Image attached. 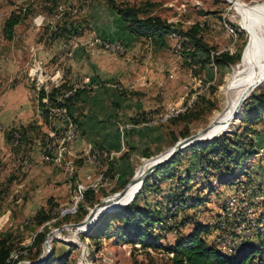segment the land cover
<instances>
[{
  "label": "rangeland",
  "instance_id": "374dc122",
  "mask_svg": "<svg viewBox=\"0 0 264 264\" xmlns=\"http://www.w3.org/2000/svg\"><path fill=\"white\" fill-rule=\"evenodd\" d=\"M116 1L141 6L147 10V14L160 16L181 29L198 24L204 40L217 52L235 53L242 49L241 54L243 53L242 60L229 67L217 69L208 65L198 68L187 61L182 39L177 34L167 37V47L151 53L150 60L158 57L161 59V75L164 78L174 77V104H164L161 109L148 112H166L171 108L175 110L191 101L183 119L174 118V122L170 119L158 124L162 127L163 144L166 146L152 155L155 157L170 148L172 141L183 138L182 131L187 130L188 135L194 134L217 119L234 102V95L242 85L231 90L233 77L243 69L250 38L243 24L246 17L253 18L251 8L264 4V0ZM12 12L25 13L26 16L14 27L12 38L8 39L3 32V25ZM123 25L107 0H0V240L11 250L9 264H15L14 260L17 263H31L46 255L45 238L41 240L36 237L44 225L46 235L62 227L49 238L50 247L51 254L54 253L56 258L64 257L67 264H170L173 254L166 250L142 249L139 245L115 242L111 235V232L114 234V229L110 230V235L91 240L80 235L89 228L76 235L75 230L64 227L82 221L86 216L84 210L88 213L93 206H88L90 202L84 198L75 214L61 216L59 213L60 208L69 203L77 182L76 170L80 165L72 157L68 159L72 161V169L69 165L65 166L64 161L60 165H52L58 152L59 138L63 135V124L59 118L54 117L51 119L53 126H46L38 123L41 119L36 121L33 114L19 117L14 113L15 100L20 102L26 96L33 100L36 87L46 83L48 76H53L56 69H60L61 79L65 82V78L69 76L66 58L75 47H83L89 51V42L98 37L107 41H120L126 51L123 54H113L94 45V54H127L129 44L121 36L122 39L119 38L118 32L119 28H124ZM239 30L245 33V44L238 36ZM137 41L140 43L136 44L142 47L149 44L145 39ZM136 61L129 66L126 76L129 79L132 78L130 75L139 76L137 78L141 80L145 76L142 74L143 63L140 65L141 60ZM151 66L153 67L148 65V69ZM68 80L69 85L74 87L83 79L80 81L76 77ZM262 92L264 83L251 94ZM249 96L239 111V117L226 129L231 131L219 134L233 136L236 133L243 141L249 136L254 141L256 153L241 161L242 169L235 170L229 165L230 172L237 178L235 184L219 185V178L225 173V169L211 171L210 167L208 176L204 177L197 166V158L189 154L172 170V179L164 180L146 193L151 204L158 207L161 205L162 216L168 218L164 225L177 226L172 232L169 229L163 232L155 228V234L161 232L163 235V243L174 242L186 233L190 229L189 225L181 227L180 221L183 216H194L195 221L209 224L212 228L203 236L206 243L216 245L226 254L236 253L244 243L261 244L264 247V115L261 122L252 126L255 129V133H252L243 121V109L247 106V101H251ZM25 113L20 112V115ZM15 130L22 132L17 143L13 142L12 137ZM80 135L79 133L76 139ZM152 157L135 158L132 175L154 160ZM64 172V177L59 178V173ZM186 175L194 177L187 193L189 203L193 196L202 197L206 194L208 201L169 216L166 213L169 203L163 204L162 196L168 190L179 189V178L183 179ZM105 177L107 178L106 174ZM206 185L214 187L216 192L208 195ZM111 194L113 192L95 197L96 203ZM41 209L50 216L42 225L34 218ZM262 258H254L251 264H264V257ZM55 264L59 262L56 261Z\"/></svg>",
  "mask_w": 264,
  "mask_h": 264
},
{
  "label": "trees",
  "instance_id": "16d2710c",
  "mask_svg": "<svg viewBox=\"0 0 264 264\" xmlns=\"http://www.w3.org/2000/svg\"><path fill=\"white\" fill-rule=\"evenodd\" d=\"M54 1L56 2L57 0ZM107 3L116 12L121 22H123L124 29L132 34L135 39H145L153 46L163 48L167 47V37L173 34L180 36L187 61L198 68L212 65L217 69H221L242 60V49H239L235 53H230L229 51L217 52L204 40L198 24H192L187 29H181L160 16L147 14V10L141 6L130 3H119L116 0H107ZM25 16V13H10L3 25V32L6 38H12L14 27ZM238 36L245 44L246 38L243 30L238 31ZM65 88H68V86L63 82L60 88H54L47 94H45L44 90L37 92V105L41 117L44 120L43 122L49 126H52L51 120H49V109L42 99L47 96L52 103L51 105H56V96ZM249 99L251 101H247V106L243 109V121L247 123L248 127L253 131L252 133H255V129L252 126L261 122L264 115V92L258 94L252 93ZM70 100L71 98L67 99L64 105L67 106L70 118L76 123V119L69 111ZM184 114H178L174 118L177 120L183 119ZM174 118L172 119L173 122ZM182 132V136L184 137L189 134L187 130ZM175 142L173 141L172 144ZM255 153L253 138L249 136V138L243 141L236 133L233 136L224 134L209 141L205 140L188 145L176 152L169 161L159 165L145 178L139 192L124 208L103 213L84 234L80 235L94 240L110 235V230L114 229V234L111 232V235H113L115 242L137 244L142 249L166 250L173 254L170 258V264H251L254 258L261 257L263 259L264 247L261 244L244 243L236 253L226 254L216 247V245L206 243L203 236L207 235L212 228L209 224L195 221L194 216H183L180 221L181 227L189 225L190 229L186 233L180 235L174 242L163 243V235H161V232L158 235L155 234V228L163 232L169 229V232H172L174 227L177 226L174 224L164 225L166 223L165 220L168 218L164 215L162 216L161 209L151 208L146 203L145 195L146 192H150V189L158 187V184L164 180L172 179V170L189 154L197 158V166H199V170L204 177L208 176V168L210 167L211 171L225 169V173L219 178V185L223 186L230 183L235 184V180L237 179L230 172L231 168L229 165L231 164L235 170H240L243 168L241 161L247 160ZM145 157H150V155H146ZM179 180V189L171 190L162 196L161 202L163 204H172V209H167L166 211L169 216H175L180 210L184 211L195 208L203 202L208 201L206 194L202 197L193 196L189 203L187 193L190 190L189 185L194 180V177L186 175L183 179L180 177ZM125 184L126 182L112 192L121 190ZM205 190H207L208 195L216 192V189L211 185H206ZM84 198L90 202L88 206H93L96 203L92 190H87ZM86 214L87 210H84V216ZM34 218L42 225L50 219V216L41 209L37 211ZM113 223H116V226H113ZM46 232V225H44L43 230L38 232L36 237L42 240L45 238ZM10 251L9 246H6L0 240V264H9ZM56 261L59 264H67L64 257L56 258L54 253L43 264H55ZM14 262L17 264V260H14Z\"/></svg>",
  "mask_w": 264,
  "mask_h": 264
},
{
  "label": "crops",
  "instance_id": "0c3cea01",
  "mask_svg": "<svg viewBox=\"0 0 264 264\" xmlns=\"http://www.w3.org/2000/svg\"><path fill=\"white\" fill-rule=\"evenodd\" d=\"M118 32L119 38L122 37L123 41L129 44L127 54L113 56L98 52L91 55L88 49L75 47L72 54L66 58L69 69V76L65 78L66 85L72 87L68 79L73 80L76 77L80 81L89 78V83L82 80L75 84L78 93L75 92L69 101V111L76 119L75 124L81 135L75 141L66 144V150L60 159L57 161L53 159L55 162L52 165H60V162L64 161L65 166L73 168L72 161L68 160L72 157L80 164L76 170L77 182H86L89 176L94 178L104 170L103 182L96 190H92L95 197L105 196L127 183L132 176L135 158L152 156L165 149L162 127L145 125L142 114L149 110L161 109L164 104H174V77L164 78L161 75L163 65L159 57L150 60L151 53L159 48L149 41L144 47L136 44L138 39L136 40L124 28H119ZM136 60H141L140 65L143 63L142 74L145 76L143 75L141 80L137 78L139 76L130 75L132 77L130 79L126 76L129 66L137 62ZM148 65H153L152 69H148ZM15 102L14 113L17 116L28 117L33 114L36 121L41 119L38 123L49 126L41 117L37 93L33 95V100L26 96L21 98L20 102L18 100ZM20 112L26 113L20 115ZM125 124H130V127L122 129ZM86 152L98 154L99 163L96 166L85 161ZM64 174L65 172L59 173L62 176L58 177L63 178ZM104 186L106 188H103ZM146 203L151 208H162L161 205L158 207L151 204L147 196Z\"/></svg>",
  "mask_w": 264,
  "mask_h": 264
},
{
  "label": "built area",
  "instance_id": "2783aa9c",
  "mask_svg": "<svg viewBox=\"0 0 264 264\" xmlns=\"http://www.w3.org/2000/svg\"><path fill=\"white\" fill-rule=\"evenodd\" d=\"M94 45H99L103 51L110 52L113 54H123L126 51V48L120 41H107L98 37H95L89 42L90 54H94L95 48ZM49 79V80H48ZM46 83H42L36 87V93L40 90H44L45 94L50 92L52 89L60 88L63 84L61 79V71L60 69H56L53 73V76H48L46 79ZM84 83L89 82V78H85L83 80ZM76 92V86L68 87L60 91V93L56 96V105H51L52 103L49 101L48 97L45 96L42 101L48 106L49 109V120L54 119V117L59 118L63 124V135L59 138L58 144V154L54 157V160H59L62 153L66 150V144L74 141L80 131L77 125L70 118L67 110V106L64 105V102L71 98ZM190 102H187L184 106H180L175 109L171 108L166 112H147L142 115L144 117L143 123L145 125H158L167 122L170 119H173L178 114L186 112L190 107ZM130 127V124H125L122 126V129ZM22 136V132L19 130H15L13 132V142L17 143ZM46 159H49L47 156ZM85 161L93 166H96L98 162V154L86 152L84 155ZM72 169V167H70ZM106 170V168H105ZM104 180V170H101L99 174H97L94 178L89 176L86 182H76L74 188L72 189L71 197L69 203L60 208V215H73L77 212L80 203L84 199L85 192L87 190H96L98 186ZM168 208L172 209V204H168Z\"/></svg>",
  "mask_w": 264,
  "mask_h": 264
},
{
  "label": "bare ground",
  "instance_id": "6f19581e",
  "mask_svg": "<svg viewBox=\"0 0 264 264\" xmlns=\"http://www.w3.org/2000/svg\"><path fill=\"white\" fill-rule=\"evenodd\" d=\"M250 13L253 15V18L246 17L243 24L244 29L250 35L248 47L246 49V57L244 59V66L242 71L236 73L233 77V88L230 89L233 90L235 87H237V85H242V87L240 91L234 95V102L223 110L222 114L216 119V122L214 123L212 128L206 133L207 135H219L223 130H225L223 132L225 133L229 125L239 117V111L247 97L260 84L264 83V81L260 80L264 76V4L252 7ZM233 114L234 116L232 117ZM158 156L152 158L156 160ZM154 160L150 161L138 173L136 172V176H140ZM141 185L140 181L135 182L128 188V191L123 198H121L118 202L114 204L105 205L103 208L115 205L117 203L120 205L126 203L137 191L139 192ZM106 212L110 211H102L98 215L96 220L100 218L103 213ZM77 228L80 227H74L71 229L76 231ZM85 229L81 227V229L79 230L80 232H82V230ZM55 233L58 232L52 233L49 238ZM45 251L47 253V250Z\"/></svg>",
  "mask_w": 264,
  "mask_h": 264
},
{
  "label": "water",
  "instance_id": "95a60500",
  "mask_svg": "<svg viewBox=\"0 0 264 264\" xmlns=\"http://www.w3.org/2000/svg\"><path fill=\"white\" fill-rule=\"evenodd\" d=\"M226 1L231 2L232 0H226ZM260 80L264 81V76ZM233 116H234V114L232 115V117ZM215 122H216V119H213L211 122H209V124L207 126L202 128L201 130L195 132L194 134L185 136V137L177 140L170 148H168L161 155H159L157 157V159L154 160L140 176H136V173H134L121 190L114 192L113 194H111L109 196H106L103 200L94 204L93 207L89 209V212L86 214V216L84 217V219L82 221H80L78 223L68 224V225H65L64 227H69V228L80 227V228H77L75 231V233L77 235L79 233H82L79 230V229H81V227H83V229H85V228L88 229L93 224V222L96 220V218L98 217V215L102 211H113V210H119V209L124 208L131 201V199L136 196L138 191L130 198L129 201H127L126 203H124L122 205L117 203V204L111 205L109 207H105V208H103V207L105 205H110V204H114V203L118 202L121 198H123L126 195L128 188L131 185H133L135 182L140 181V185H141L145 178H147L159 165L169 161L175 155L176 152L184 149L188 145H191V144H194L197 142H202L205 140H211V139L219 136V135H214V134H211V135L206 134L212 128V126L214 125ZM227 131L229 132L231 130L228 129ZM223 132H224V130L222 131V133ZM150 157H152V156H150ZM61 229H62V227L57 228L53 231H50L45 236L44 245L46 246V250H47V253L45 256H43L42 258H40L34 262H31V263L20 262L17 264H43L45 262V260L51 255L49 236L54 231H60Z\"/></svg>",
  "mask_w": 264,
  "mask_h": 264
}]
</instances>
